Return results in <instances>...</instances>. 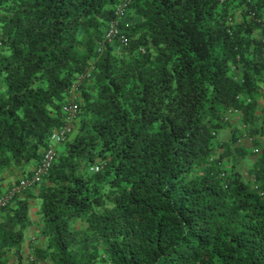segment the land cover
I'll use <instances>...</instances> for the list:
<instances>
[{
  "label": "trees",
  "instance_id": "1",
  "mask_svg": "<svg viewBox=\"0 0 264 264\" xmlns=\"http://www.w3.org/2000/svg\"><path fill=\"white\" fill-rule=\"evenodd\" d=\"M76 83L0 264H264V0H0V196Z\"/></svg>",
  "mask_w": 264,
  "mask_h": 264
},
{
  "label": "built area",
  "instance_id": "2",
  "mask_svg": "<svg viewBox=\"0 0 264 264\" xmlns=\"http://www.w3.org/2000/svg\"><path fill=\"white\" fill-rule=\"evenodd\" d=\"M118 33L117 23L114 22L111 25V29L109 31L108 37L112 38L116 36ZM78 83L75 84L74 90L71 92V97L67 105L65 106V111L68 114L66 124L62 127L61 130L56 131L51 136L50 144L45 151L43 160L39 167L36 168L33 175L28 178H24L20 181L19 184L6 191L3 195L0 196V210L5 207L12 198L23 190H26L28 187L32 186L35 183L41 181L42 177L48 173L50 170L58 151V145L62 144L66 141L68 134L72 131V124L74 119L77 117L78 113V104H77V96L75 91L77 90ZM98 170V168H96Z\"/></svg>",
  "mask_w": 264,
  "mask_h": 264
},
{
  "label": "rangeland",
  "instance_id": "3",
  "mask_svg": "<svg viewBox=\"0 0 264 264\" xmlns=\"http://www.w3.org/2000/svg\"><path fill=\"white\" fill-rule=\"evenodd\" d=\"M247 143H250V142H247ZM38 209H39V205H37V203H35L33 205V207H32L31 213H30V217L33 220L34 224H35V219H36V216H37L36 212L38 211ZM33 234H34L33 229L32 230L31 229L27 230L26 235H25V243L28 242L30 236L33 235ZM27 245H28V243L26 244V246Z\"/></svg>",
  "mask_w": 264,
  "mask_h": 264
},
{
  "label": "crops",
  "instance_id": "4",
  "mask_svg": "<svg viewBox=\"0 0 264 264\" xmlns=\"http://www.w3.org/2000/svg\"><path fill=\"white\" fill-rule=\"evenodd\" d=\"M62 148H63V145H60V146H59V149H62ZM31 230H32V229H31ZM31 238H32V235L30 236V239H31ZM30 239H29V240H30ZM29 240H28V241H29ZM27 243H28V242H27ZM27 243H26V244H27Z\"/></svg>",
  "mask_w": 264,
  "mask_h": 264
}]
</instances>
